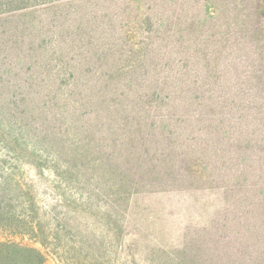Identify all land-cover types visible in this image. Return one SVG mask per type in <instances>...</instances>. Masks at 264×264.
<instances>
[{
  "label": "trees",
  "instance_id": "obj_1",
  "mask_svg": "<svg viewBox=\"0 0 264 264\" xmlns=\"http://www.w3.org/2000/svg\"><path fill=\"white\" fill-rule=\"evenodd\" d=\"M0 65V264H109L135 199L211 191L149 264H264V0H0Z\"/></svg>",
  "mask_w": 264,
  "mask_h": 264
},
{
  "label": "rangeland",
  "instance_id": "obj_2",
  "mask_svg": "<svg viewBox=\"0 0 264 264\" xmlns=\"http://www.w3.org/2000/svg\"><path fill=\"white\" fill-rule=\"evenodd\" d=\"M10 95L11 74L0 65V108ZM19 176L25 182L36 184L45 193L44 199L57 197L51 181L39 178L32 167L22 166ZM223 206V195L219 191L138 197L132 202L127 219L129 236L115 252L107 254L111 260L109 264H134V260L137 264H149L148 259L155 247H180L187 233L208 226ZM24 243L40 248L29 240ZM45 253L47 264H65L57 259L52 249L45 250Z\"/></svg>",
  "mask_w": 264,
  "mask_h": 264
}]
</instances>
